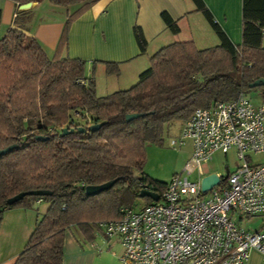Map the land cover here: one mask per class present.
<instances>
[{
	"label": "trees",
	"instance_id": "trees-1",
	"mask_svg": "<svg viewBox=\"0 0 264 264\" xmlns=\"http://www.w3.org/2000/svg\"><path fill=\"white\" fill-rule=\"evenodd\" d=\"M11 1L15 19L0 37V149L16 146L0 154V217L8 209L33 207L37 200L49 204L13 264H63L66 229L77 227L90 239L100 222L133 207L144 186L162 195L167 182L149 178L143 164L146 144L162 142L165 121L183 123L194 109L241 92L260 89L264 97V85L250 87L264 78V0H242L239 44L229 39L203 0H189L191 11L203 14L219 43L198 48L192 40L170 42L150 56L135 84L105 96H97L92 75H86L87 60L63 54L71 22L97 0H48L57 6L78 5L66 18L52 57L29 33L25 12L18 9L45 0ZM161 17L171 33L180 31L178 19L166 11ZM133 32L145 52L142 29L136 25ZM97 62L107 74L120 71L117 62ZM128 113L143 115L126 121ZM74 114L86 122H77ZM93 123L102 125L91 130ZM112 179L114 184L97 194L85 192L88 185ZM33 190L51 193L7 202ZM143 199V206L154 201Z\"/></svg>",
	"mask_w": 264,
	"mask_h": 264
},
{
	"label": "built area",
	"instance_id": "built-area-1",
	"mask_svg": "<svg viewBox=\"0 0 264 264\" xmlns=\"http://www.w3.org/2000/svg\"><path fill=\"white\" fill-rule=\"evenodd\" d=\"M188 141L190 157L158 201L124 207L119 218L98 224L106 237L119 239V264H244L253 250L264 263V223L251 231L237 220L264 216V163L250 161V154L264 153V101L255 105L241 92L234 99L194 109L171 145ZM230 150L236 167L226 179L216 173L220 181L201 191L213 154ZM195 169L199 178L192 180Z\"/></svg>",
	"mask_w": 264,
	"mask_h": 264
},
{
	"label": "crops",
	"instance_id": "crops-1",
	"mask_svg": "<svg viewBox=\"0 0 264 264\" xmlns=\"http://www.w3.org/2000/svg\"><path fill=\"white\" fill-rule=\"evenodd\" d=\"M203 1L229 39L234 44H239L242 0ZM77 6H57L45 0L41 3L31 2L28 8L20 9L25 12L24 25L49 57L55 53L67 16ZM0 9V28L6 26L4 35L15 19L16 5L11 0H0ZM192 9L193 4L189 0H97L71 22L63 54L71 58L86 59L87 76L93 75L95 65L104 66L101 62L93 63L94 60L117 62L122 70L129 64L132 72L138 74L149 65L150 56L175 37L161 17L163 11L179 20L178 34L181 35V40H192L197 47L209 41L214 45L218 44L219 39L203 14L191 11ZM136 25L142 29L147 41L145 52H141L135 40L133 27ZM249 96L255 105L264 101L260 89L251 91ZM250 161L254 164L264 163V153L250 154ZM42 202L37 200L33 207L3 212L0 217V264H13L24 248L39 214L48 208L49 204L40 210L38 207ZM237 220L240 224L243 218ZM263 223L264 216H252L247 217L243 227L254 231L260 229ZM70 228L64 234L63 264H119L123 248L116 236L106 237L98 227L89 239L78 229L76 234ZM244 264L264 263L260 253L253 250Z\"/></svg>",
	"mask_w": 264,
	"mask_h": 264
},
{
	"label": "rangeland",
	"instance_id": "rangeland-1",
	"mask_svg": "<svg viewBox=\"0 0 264 264\" xmlns=\"http://www.w3.org/2000/svg\"><path fill=\"white\" fill-rule=\"evenodd\" d=\"M202 15V14H201ZM200 15V17H201ZM203 16V15H202ZM6 26H1L0 37L3 36ZM175 36L173 39H169V42L181 40V35L178 33L173 34ZM215 39V38H214ZM215 43L212 41L208 42L205 45H199L198 48H203L205 46H212ZM93 70V79L96 87L97 96H105L112 92L127 89L138 80V74L132 72V66L129 64L122 69H120L118 74H107L105 72V67L101 65H95ZM147 68V67H145ZM144 68V69H145ZM143 68L140 70L142 72ZM248 98H253L252 95L249 96V93L246 94ZM252 100V99H251ZM74 119L84 124L86 121L81 116L73 115ZM89 120V117H87ZM181 120L173 118L169 121L163 123V134L162 142L157 143H147L145 147V159L143 164V172L151 179L168 182L172 175L183 171L186 161L190 157L191 143L190 141L186 142L182 146H172L171 141L177 139L180 135L181 130ZM237 164L236 156L234 150H230L226 155L222 152L217 151L213 154L212 159L208 162V172L209 173H218L222 176L225 175L226 167L229 171H232ZM192 180H197L198 169H195L192 175L190 176ZM145 200L142 197L135 199L133 203V208H139L143 206ZM48 203L43 201L39 204V209L42 210ZM247 217L243 216V220L240 222L242 226L246 225ZM71 231H75L77 234V228H70ZM66 252V249L64 250Z\"/></svg>",
	"mask_w": 264,
	"mask_h": 264
},
{
	"label": "water",
	"instance_id": "water-1",
	"mask_svg": "<svg viewBox=\"0 0 264 264\" xmlns=\"http://www.w3.org/2000/svg\"><path fill=\"white\" fill-rule=\"evenodd\" d=\"M30 5H31V2H29L27 4L20 5L19 9L28 8ZM263 85H264V78H261V79H257L254 82H252L250 84V87H257V86H263ZM141 115H143V114H140V113H128V114L125 115V119H126V121H129V120L137 118V117H139ZM101 125H102V123H93V124L89 125L88 128L91 129V130H96ZM71 130L72 129H70L69 131H71ZM77 130L84 131L85 128L81 127V126H78ZM66 131H68L67 128H64L63 132H66ZM15 146L16 145H9V146H7V147H5L3 149H0V154L11 150ZM228 173H229V170H228V168H226L225 175L222 177V179H226ZM115 181H116V179H112V180H109V181H107L105 183H102V184H99V185H88L85 188V192L87 194H97L98 192L109 188L111 185L114 184ZM219 181H220V177L216 173H209V174L205 175L204 177L201 178V181H200L201 191L206 192L207 190L211 189L215 184H217ZM50 193L51 192L48 191V190H33V191L20 192V193H17L16 195L10 197L7 200V202L9 204H11V203H13V202H15L17 200L22 199L24 196H27V195L42 196V195H48ZM138 196L142 197V198L143 197H149V198H151L154 201H158L160 199V195L158 193H156L154 191H151L149 189H142L139 192Z\"/></svg>",
	"mask_w": 264,
	"mask_h": 264
}]
</instances>
